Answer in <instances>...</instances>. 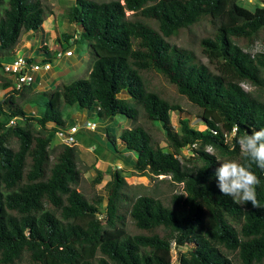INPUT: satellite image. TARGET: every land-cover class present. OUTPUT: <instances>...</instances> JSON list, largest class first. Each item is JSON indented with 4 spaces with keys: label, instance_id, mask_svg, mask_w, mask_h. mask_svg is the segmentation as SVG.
<instances>
[{
    "label": "trees",
    "instance_id": "1",
    "mask_svg": "<svg viewBox=\"0 0 264 264\" xmlns=\"http://www.w3.org/2000/svg\"><path fill=\"white\" fill-rule=\"evenodd\" d=\"M256 1L249 10L239 0H73L64 17L81 28L75 42L89 45L88 76L31 92L32 84L10 88L2 62L14 54L21 34L38 30L53 10L42 0H0V264H172V246L186 244L191 247L179 252L177 264L264 263V208L234 204L219 192L214 176L217 155L242 162L237 126L240 136L264 128V98L241 85L264 91V51L250 53L237 42L249 44L264 29V0ZM201 19L213 24L212 34L198 42L207 63L169 41ZM62 37L70 42L71 35ZM43 49L51 60V50ZM159 74L197 108L204 129L189 117L174 129L170 115L181 107L162 95L152 79ZM122 91L126 97L119 96ZM20 95H28L24 103L40 98L43 109L28 114ZM73 109H95L103 120L132 119L117 137L106 130L113 149L134 152L136 172L169 176L181 189L171 192L168 204L150 192L130 195L125 177L113 169L104 185V218L96 216L103 196L88 198L76 186L79 149L52 145ZM139 116L161 128L167 148ZM12 140L16 147L8 144ZM185 147L189 164L178 158ZM253 171L264 205V172L255 165ZM102 174L98 169L92 183L101 182ZM122 209L135 233L123 227ZM120 226L122 233H109ZM90 248L93 255L86 254Z\"/></svg>",
    "mask_w": 264,
    "mask_h": 264
},
{
    "label": "rangeland",
    "instance_id": "2",
    "mask_svg": "<svg viewBox=\"0 0 264 264\" xmlns=\"http://www.w3.org/2000/svg\"><path fill=\"white\" fill-rule=\"evenodd\" d=\"M44 3L48 4L49 7L52 8L53 13L47 17V19H52L51 24L58 25V31L56 36L53 38V41H49V38L46 35L42 34V30L33 33L32 36L28 37L27 45L25 47H17L14 51L15 55L20 54L23 56H27L31 54L33 57L37 59H41L43 55L36 51L38 45L42 38L46 43L51 42V46L60 44L64 39L62 37L63 33L71 35L68 40L71 43H64L68 45L72 50H74V55L70 58H56L55 56L51 59V72L44 73L40 78V83L42 86L47 88L50 87V82L52 79H58L60 82L68 83L72 80L77 78H85L88 76V69L91 64V55L89 51V45L87 41H78L73 42L77 37L80 35V30L77 29L73 30V24L67 26H60L62 20L65 19L64 12L68 5L73 3V0H42ZM239 3L249 10H254L255 7L258 6V2L256 0H239ZM63 24V23H62ZM213 24H211L207 19H201L199 22L190 25L185 28H181L177 34L171 36L169 41L172 44H175L178 47L188 49L193 53L195 58L199 59L203 63H207V57L201 53L200 46L198 44L199 39L208 34H212ZM50 32V31H49ZM78 33V35H77ZM77 36H74V35ZM43 36V37H42ZM263 36H264V29H261L257 36L253 39V41L249 44L243 39L237 40V42L244 48L245 51L250 53H256L260 51H264V43H263ZM23 40L22 34L20 36L19 43ZM18 43V44H19ZM17 44V45H18ZM46 45V44H45ZM56 47V46H55ZM58 48V47H57ZM74 59H79V63L76 67L72 66L71 62L73 63ZM157 79H154V83L158 86L161 90V93L164 97L176 101L180 104L181 110H174L171 112L170 119L171 124L177 131L180 130V124L178 120L181 117H189L190 124L198 129L205 128V122L199 116L197 108L191 104L187 99L180 96L177 93L175 86L169 83L166 78L159 74ZM1 81V80H0ZM242 87L256 96H261L264 98V91L260 89H256L255 86L248 82L241 83ZM39 84L34 82L31 85V92H38ZM5 90L0 89V97L4 93ZM30 92V93H31ZM29 94V92L27 93ZM119 96L126 97V93L121 92ZM28 97V95L18 96L17 100L20 103H24V99ZM38 97V96H37ZM42 100L37 98L31 103H22L23 108L28 114L37 115L40 113L39 110L43 109ZM39 105H41L39 107ZM65 111V109H63ZM68 111V110H67ZM66 125L70 126L73 124L78 125L80 128L76 133V143L73 144L75 147L79 149V156L77 158V168L80 170V179L77 186V189L81 191L86 197H92L93 195H101L103 199L99 204V211L95 213L96 216L104 218L103 213L105 210L106 205V190H105V182L110 178V171L113 169H119L121 174L125 177L126 182L130 185L127 186L126 191L130 195H135L144 192H150L154 195L160 196L163 201L168 204L170 200L171 192H177L181 189V185L177 183H171L169 180V176L166 175H158L150 176L149 174H140L136 172L133 168V160L136 158V154L134 152L125 151L122 153L116 152L110 144V141L106 138V135L103 136L99 133V130H108L109 135L118 136L120 129L125 127H131L133 125V120L128 119L123 115H115L114 118L110 120H103L100 119L94 109L90 110H80V109H73L72 113H70V117L66 118ZM86 120L95 121L96 125L98 126L95 131L90 132L89 130H85L81 128V125L86 122ZM138 120L144 123L146 126H151L150 131L152 132L153 136L159 140V144L167 148L166 140L164 138V133L159 127H153L149 125V121H146L142 116L138 117ZM17 121V120H16ZM60 143L59 139L54 137L53 144ZM116 146L118 150H121L123 147V143L119 138L116 139ZM12 147L17 146V142L12 140L8 143ZM209 151L214 153V150L210 147L207 148ZM182 154L178 156L181 163H188L192 160L190 155L191 151L189 148L185 147L181 149ZM218 159L221 161L229 160L225 156L217 155ZM190 159V160H189ZM101 170L102 180L97 184L92 183V179L95 177L97 170ZM123 206H127V203H122ZM125 208V207H124ZM124 212V221L123 227L128 230L130 233H135L137 229L133 225L129 215L127 214L126 210ZM105 224V221L103 222ZM122 226L120 228L110 230V234L117 235L122 233ZM191 244H186L184 246H177L173 245L171 249L172 253V264H177L178 256L180 251H185L186 249L190 248ZM95 250L93 248L86 249L87 255H93ZM264 264V263H263Z\"/></svg>",
    "mask_w": 264,
    "mask_h": 264
},
{
    "label": "clouds",
    "instance_id": "3",
    "mask_svg": "<svg viewBox=\"0 0 264 264\" xmlns=\"http://www.w3.org/2000/svg\"><path fill=\"white\" fill-rule=\"evenodd\" d=\"M235 143L238 145L242 162L217 160L219 166L214 171L216 187L219 192L236 205L250 203L255 209L264 208L257 199L256 188L260 177L253 171V165L264 172V128L245 131L240 136L237 126ZM211 154V150H210Z\"/></svg>",
    "mask_w": 264,
    "mask_h": 264
},
{
    "label": "built area",
    "instance_id": "4",
    "mask_svg": "<svg viewBox=\"0 0 264 264\" xmlns=\"http://www.w3.org/2000/svg\"><path fill=\"white\" fill-rule=\"evenodd\" d=\"M71 49L58 50L55 57L58 58L62 55H71ZM51 68V60L34 59L31 56H23L20 54L12 55L10 58L2 62V69L4 73L11 78L10 88L21 90L25 85H31L35 82V74L40 70H49ZM16 118L9 120V124L15 123ZM96 127L95 121L86 120L81 125L85 130H94ZM76 124L66 125L59 128L55 132V137L59 139L60 143L73 145L76 143V133L79 130Z\"/></svg>",
    "mask_w": 264,
    "mask_h": 264
},
{
    "label": "crops",
    "instance_id": "5",
    "mask_svg": "<svg viewBox=\"0 0 264 264\" xmlns=\"http://www.w3.org/2000/svg\"><path fill=\"white\" fill-rule=\"evenodd\" d=\"M51 20L52 19H46V20H44V22L42 23V25H41V27L38 29V30H34V31H26V32H23L22 33V38H23V40H21V42L16 46V48H15V50L17 49V47H25L26 45H27V39H28V37H30V36H32L33 35V33H35V32H38L39 30H42V34H43V36H44V34L46 35V39L45 38H42L41 39V41H40V43H39V45H38V48L36 49V51L37 52H39V53H41L42 55H43V57L41 58V59H44V58H48L49 56L44 52V49H43V47L45 46V44H46V46L48 47V49L49 50H51V52H52V55L54 56L55 55V52L56 51H58V50H64V49H71L72 50V48H70L68 45H65L64 43H66L64 40L60 43V44H58V46L57 45H53V46H51L50 44H51V42L49 43H46V41L48 40L47 39V37L49 38V41H53V38L56 36V33H57V31H58V25H52L50 22H51ZM63 22H61V24H60V26L62 25V26H65V24H67V26H69V24L68 23H66V21H65V19L64 20H62ZM63 23V24H62ZM73 30H76V31H78L77 29H81L80 28V26L78 25V24H73ZM50 31V32H49ZM77 35H78V33H77ZM76 34L74 35V36H77ZM42 36V37H43ZM79 37H77V39H78ZM46 41H45V40ZM76 41V39L74 40V41H72V43L73 42H75ZM69 43H71V42H69ZM44 45V46H43ZM42 46V47H41ZM56 46V47H55ZM58 47V48H57ZM17 54V53H16ZM74 55V50H72V54L71 55H62V56H60V57H58V58H71L72 56ZM27 56H31L32 58H34V59H37L36 57H33L31 54H29V55H27ZM10 58V57H9ZM80 61H79V59H74L73 60V63L71 62V64H72V66H77L78 64H80L79 63ZM89 69H90V67H89ZM89 69H88V72H89ZM51 70V68L49 69V70H40V71H38L36 74H35V82H37V84H39L40 86H39V88H38V91H42V90H46V89H48L47 87H45V86H42V83H40V80H39V78L44 74V73H48L49 71ZM50 73H52L51 71H50ZM53 74V73H52ZM60 82V80H58V79H52V81L50 82V87L49 88H52V87H54V86H56L58 83ZM43 85H44V83H43ZM123 92V91H122ZM64 109H65V111H67V110H69L67 107H64ZM96 109V108H95ZM94 109V110H95ZM82 110H86V109H82ZM87 110H90V109H87ZM72 113V112H71ZM112 118H114V116L113 117H111V118H109V119H107V120H110V119H112ZM101 119V118H100ZM97 125H96V127H95V129L94 130H89L90 132H92V131H95L96 129H97ZM88 131V130H87ZM99 133H101V135L103 134V136H105L106 135V129L104 130H99Z\"/></svg>",
    "mask_w": 264,
    "mask_h": 264
}]
</instances>
